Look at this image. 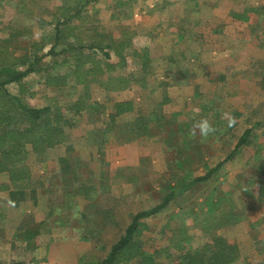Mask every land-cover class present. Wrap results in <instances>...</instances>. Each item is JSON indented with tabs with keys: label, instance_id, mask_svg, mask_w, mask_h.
I'll return each instance as SVG.
<instances>
[{
	"label": "rangeland",
	"instance_id": "rangeland-1",
	"mask_svg": "<svg viewBox=\"0 0 264 264\" xmlns=\"http://www.w3.org/2000/svg\"><path fill=\"white\" fill-rule=\"evenodd\" d=\"M120 1L0 0V117L21 115L18 101L32 108L49 107L40 120L59 117L60 123L53 124L61 125L66 134L64 142L39 154L30 142L23 148V163L33 177L26 184L40 189L37 213L48 203L50 228L44 231L47 264H99L138 211L162 202L170 184L182 181L186 185L216 166L234 151L247 130L250 133L236 155L209 181L173 197L162 211L141 220L133 245L120 253L114 264H193L195 249L219 242L216 240L223 234L229 237L228 232H222L224 226L243 218L246 222L238 230L233 228L227 238L239 247L233 264H264V0H230L239 3L231 12L241 13L245 24L232 16L229 21L236 24L199 26L205 30L203 35L207 34L199 40L204 41V48L212 49L217 58L223 56L225 62L213 60L219 62L214 71L217 88L195 95L196 100L190 98L189 105L183 107L165 103L168 96L160 94V81L174 68L167 65L170 60L165 63L160 59L164 44L171 40L153 33L150 50L146 53L145 49L148 44L143 34L153 28L160 32L159 24H164V15H159L155 4L166 0H127L131 5L121 7ZM169 1L179 6L195 0ZM77 7L82 9L81 17L74 16L64 25L63 19ZM197 12L194 21L207 18ZM171 14V23H179L176 13ZM59 21L61 42L56 53L48 54ZM106 43L113 46L105 47ZM70 44L79 48L77 61L61 51ZM105 52L113 53V58ZM117 52L123 53L124 62L129 56V69L135 77L136 88L127 93L113 89L126 79ZM177 61L180 74L189 81L193 62ZM76 66L81 70L78 78L70 74ZM19 75L21 78L10 81ZM138 82L146 87L141 88ZM165 92L167 95L168 89ZM149 94L154 98L160 94L162 130H146L156 123L151 121L143 133L138 120L128 123L123 118L111 122L117 125L116 134L103 133L110 115L117 112V100L137 101L136 115L140 125L144 124L140 116L150 117L148 111L156 101H144ZM177 110L183 113L177 114ZM26 117L20 124L7 121L1 125L0 121V131L26 127L31 120ZM202 119L214 128L206 137L198 129L193 134L194 125ZM130 128L133 131L128 134ZM134 130L140 133L134 135ZM19 147L14 142L8 149ZM12 189L9 173L2 172L0 264H39L32 255L37 238L42 243L41 225L31 224L36 216L20 217L26 208L14 203L17 194ZM18 228L26 232L19 233ZM31 229L30 237L27 231ZM95 229L99 231L92 232Z\"/></svg>",
	"mask_w": 264,
	"mask_h": 264
},
{
	"label": "crops",
	"instance_id": "crops-1",
	"mask_svg": "<svg viewBox=\"0 0 264 264\" xmlns=\"http://www.w3.org/2000/svg\"><path fill=\"white\" fill-rule=\"evenodd\" d=\"M127 0H121L120 4L118 6H124ZM190 1V0H189ZM198 1V2H197ZM229 1V2H228ZM124 2V3H123ZM164 2V1H163ZM172 1L166 0L164 3L160 4V3H156L155 7L156 9L158 8V11L160 12L159 15H164L162 16V22H164L163 27L160 26V32H154V28L152 29V31H149V33L143 34L145 36L146 39H148L150 42H148L145 39V43L148 44L146 45V53L147 50L149 49V45L151 43V39L154 37L153 33H156L158 35L161 36V38L165 39V40H171V43L164 44V48H163V52L161 53L160 59L165 63H168V61L170 60V63L167 64L168 66L174 65V68L171 69L172 72H170L169 76H165L163 77V79L160 81V83H162L161 88L163 90H161V97L162 96H168V101H166L165 103H171L174 105H177L178 103H181L182 107L184 106H188L189 105V99L190 98H194V100H196L195 95L200 96L202 95L203 92L206 91H210V90H215V88H217L216 86V81H214V74L217 69V67L215 66V64L221 62L224 64V57H216V53L212 50V49H207L204 48V44H202L204 41H199L202 37L205 38V36L207 34L205 33V30H199V26L200 25H204V26H209V25H215V22L218 23V26H223L226 27L227 25L232 24H236V21H229L231 19V17L233 16L235 19L238 18L237 21H239L240 23H246V18L241 14V13H232L231 10L236 11L239 3H232V1L230 2V0H221V1H213V0H195L194 2H187V3H182L179 6H175L173 3H171ZM126 4L131 5L130 2H127ZM190 4V5H189ZM189 5V6H186ZM128 8H126L127 10ZM182 10V11H181ZM197 11H202L203 16H207L206 19H198L197 21L193 19L194 13ZM118 12V11H117ZM172 12H175L176 15L179 18V23L176 22L171 23V20L174 19L172 18ZM221 13V18H218V13ZM231 13V14H230ZM198 14V12H197ZM158 15V16H159ZM199 15V14H198ZM210 15V16H209ZM177 18V17H176ZM180 18L182 20H180ZM160 22V21H158ZM225 24V25H224ZM258 25V24H257ZM205 28V27H204ZM223 29V28H222ZM156 31V30H155ZM169 32H173L174 34H178V35H169L167 33ZM221 32V31H220ZM222 32H224L222 30ZM140 34L137 36V38L140 37ZM198 37V38H197ZM136 38V39H137ZM158 40H160L158 38ZM229 41V39L227 40ZM226 41V42H227ZM225 42V41H224ZM108 50V49H107ZM219 50V49H218ZM224 50V49H223ZM128 56V54H126ZM174 55V56H173ZM113 53H110V57L108 58H113ZM225 56V55H224ZM129 57V56H128ZM126 57V60L124 62V57H123V53L122 52H118L117 53V60H122V64H124V78H126L125 80L128 81L127 84L124 85H117L118 87H113V89L115 90H122V92H128V91H133L136 88V83H135V77L133 76V74H131V70L129 69V58ZM177 58H184L187 60H191V62H193L192 64V68H191V73L190 76L193 75V77L187 81L184 80L182 75L180 74L179 71V67H180V63L179 61H177ZM217 60L215 61V64L213 63V60ZM165 63H163V65H166ZM212 63L214 65H212ZM166 67V66H165ZM220 68V67H219ZM221 69V68H220ZM204 75L203 80L200 82V76ZM213 76V79H212ZM191 82V84H190ZM200 82V83H199ZM199 83V84H198ZM139 85H141L143 87H146L145 85L141 84V83H137ZM107 88V87H106ZM148 89H151V85H149L147 87ZM166 89H168V93L166 95ZM165 90V91H164ZM201 93V94H200ZM159 95V98H154L151 97L152 94L149 95H145V97L143 98V100L147 101V99H153L156 100L154 102L153 107L151 108L150 104H147V107L151 108L148 112L150 114V117H147L146 114H142L140 116V118L142 117L143 119V123L144 124H139V130L142 132L146 129L145 125L146 123H149L151 121H155L156 123L153 126H148V128L146 130H152V131H159L162 130V125L160 123H162V116L160 115V109L162 106L161 103V97ZM218 97V96H217ZM166 100V98L164 99ZM119 102H129L131 103V105H129L130 107H128V109H125L122 111L121 114H118L116 116L115 121L118 122L119 119H126L128 123H131V121H140L139 117L136 115V110H138V102L135 100H122V101H118ZM216 104L217 101H216ZM140 111V110H139ZM177 114L179 113H183L180 110L176 111ZM175 112V113H176ZM140 114V113H139ZM111 116V115H110ZM135 117L137 119H135ZM147 117L148 120L145 118ZM112 120V119H111ZM108 123V125L106 126V128H109V125L113 124L111 122H114L113 120ZM117 125L113 124L112 125V129L110 131H108L107 134H116L117 130ZM130 131H133L131 128L128 130V134ZM104 132H107V130H104ZM138 130H134V135L135 134H139ZM144 133V132H143ZM139 137H141L140 135H138ZM114 148V147H113ZM128 148V147H126ZM228 162V161H227ZM225 162V163H227ZM224 163V164H225ZM223 164V165H224ZM222 165V166H223ZM31 182L33 181V177H31ZM16 191L17 196L15 195V198L17 197V202L14 201L15 204L17 205H21V203L24 205V207L26 208L25 210V214H20V217H23L24 219L26 218H32V216H36L35 220L33 223H31L32 225L34 224L35 226L37 225H41L40 228V233L42 234V243L38 241L37 238V247L35 249L36 252H34V254L32 255V257H37L40 260L39 264H47L48 262H46V245H48V243H44V231H46L48 228H50V226L48 225L49 223L47 222L46 218L49 217L46 214V209L48 207V203H46L45 205L42 204L43 206V211L41 212V214L37 213L39 211V204H40V189L37 187L36 185L31 184L29 187L19 190V189H12L10 191ZM19 198V199H18ZM19 200V201H18ZM31 205H29V203ZM24 215V216H23ZM152 217V216H150ZM149 218V217H147ZM147 218H143V219H147ZM44 219L46 221H44ZM246 218L241 219L240 221H238L236 224H232V225H227L224 226L226 228H224V230H222V232H228L229 233V237H227L225 234H223L225 236V238L229 239L231 234V230H234L233 228H235L236 230H238V226L239 225H243L246 220ZM31 221V220H30ZM55 220L53 221L52 225H54ZM263 226V224H262ZM32 230V229H31ZM99 230L95 229L94 231L92 230V232H98ZM18 232L22 233V232H26L25 230L21 231L20 228H18ZM28 232V231H27ZM32 232V231H31ZM223 236V237H224ZM227 239V240H228ZM230 243L231 240H228ZM99 252V251H98ZM33 253V252H32ZM78 254V253H77ZM18 262H22L24 264L23 261H18ZM16 262V264L18 263Z\"/></svg>",
	"mask_w": 264,
	"mask_h": 264
},
{
	"label": "trees",
	"instance_id": "trees-1",
	"mask_svg": "<svg viewBox=\"0 0 264 264\" xmlns=\"http://www.w3.org/2000/svg\"><path fill=\"white\" fill-rule=\"evenodd\" d=\"M124 3V2H123ZM79 7L76 8V11L68 16L66 19H63L64 25L69 24L74 16L81 17V11ZM65 16V14H64ZM57 27V35L55 39V43L52 45L51 49L49 50L48 54L56 53L55 49L57 45L61 42L60 39V27L62 22L59 21ZM69 29H71L69 27ZM68 48H65L61 51L68 52L69 55L72 56L76 61L79 60V48L75 47L73 44H70ZM104 46V45H103ZM113 46L111 43H106L105 47ZM95 47V46H94ZM82 49V47H80ZM118 53V52H117ZM107 57H110V53H104ZM67 57V58H68ZM79 65V63H77ZM32 69V68H30ZM29 69V70H30ZM71 75L78 78V75L81 76V70L78 69L76 66L73 70H71ZM23 77V76H22ZM21 78V75L13 77L10 81L16 80ZM9 81V80H8ZM7 81L1 82V84L6 83ZM128 81L125 80L124 83L120 85L127 84ZM108 88V87H107ZM19 107L23 111L20 113L21 115L10 116L3 118L0 117V121L2 124L4 122H14V124H20L21 120H26V116H30L31 120L30 123L24 128L20 127H6L5 129L0 131V174L4 171H7L10 176V180L14 189H25L29 187L31 184L27 185L28 181L31 180V173L30 169L25 165L24 162V150L27 142H30L33 146L34 152L38 153L45 151L47 148H50L58 143L64 142L66 140V134L64 133L63 128L53 124V122L60 123V118L55 117L51 118V116H47L46 119H41V114L49 110V107L45 109H38L28 107L24 105L21 101H18ZM131 103L129 102H119L116 104L117 112L115 114H111V118L115 121L116 116L121 114L123 110L128 109ZM28 114V115H25ZM28 120V119H27ZM140 124V121H138ZM13 123H11L12 125ZM112 129V125H109L107 132ZM250 130H247L243 137L238 141L237 146L235 147L234 151L229 155L225 156L221 159V161L216 164V166L209 168L208 171L203 174L196 176L193 180H191L186 185L180 181L177 185H169V189H171L168 193L164 194V198L162 202L159 204L151 207L150 209H144L142 211H138L136 215L133 217L132 222L127 226L125 234L112 246L110 253L108 256L102 260L99 264H114L118 260V256L127 248H130L133 245V241L135 236L138 234L139 230L141 229V220L143 218L150 217L166 208L173 197L180 196L186 194L190 191L195 185L199 183H203L209 181V179L222 167V165L231 160L233 156L236 155L240 146L245 142ZM14 142L20 144V147L16 150H9V146L13 145ZM72 150H74V146H70ZM8 149V150H6ZM31 183V181H30ZM8 187V186H5ZM33 230H29L27 232V236L31 237ZM87 238V237H85ZM214 243H207L203 249H195L192 253L193 264H233V262L239 257V247L236 244L229 243L224 237H218ZM138 249V248H137ZM17 264H23L22 262H18Z\"/></svg>",
	"mask_w": 264,
	"mask_h": 264
},
{
	"label": "clouds",
	"instance_id": "clouds-1",
	"mask_svg": "<svg viewBox=\"0 0 264 264\" xmlns=\"http://www.w3.org/2000/svg\"><path fill=\"white\" fill-rule=\"evenodd\" d=\"M196 129H198L202 137H206L214 131V128L207 119H202L194 125L193 134H195Z\"/></svg>",
	"mask_w": 264,
	"mask_h": 264
}]
</instances>
